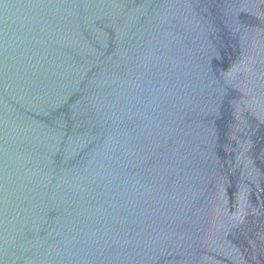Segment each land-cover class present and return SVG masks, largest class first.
<instances>
[{
	"label": "water",
	"instance_id": "obj_1",
	"mask_svg": "<svg viewBox=\"0 0 264 264\" xmlns=\"http://www.w3.org/2000/svg\"><path fill=\"white\" fill-rule=\"evenodd\" d=\"M0 264H264V0H0Z\"/></svg>",
	"mask_w": 264,
	"mask_h": 264
}]
</instances>
